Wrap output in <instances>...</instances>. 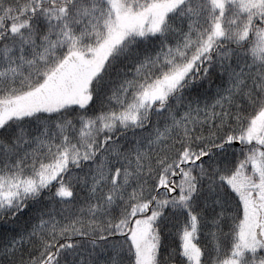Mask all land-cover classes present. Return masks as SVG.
<instances>
[{"label": "snow or ice", "instance_id": "snow-or-ice-1", "mask_svg": "<svg viewBox=\"0 0 264 264\" xmlns=\"http://www.w3.org/2000/svg\"><path fill=\"white\" fill-rule=\"evenodd\" d=\"M0 264H264V0H0Z\"/></svg>", "mask_w": 264, "mask_h": 264}]
</instances>
